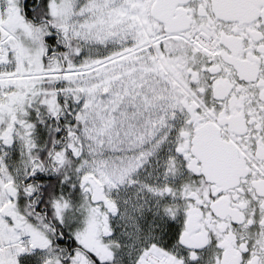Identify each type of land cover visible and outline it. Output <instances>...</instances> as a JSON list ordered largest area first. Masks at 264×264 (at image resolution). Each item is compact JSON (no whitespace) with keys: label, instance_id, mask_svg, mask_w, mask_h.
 Wrapping results in <instances>:
<instances>
[{"label":"snow or ice","instance_id":"obj_1","mask_svg":"<svg viewBox=\"0 0 264 264\" xmlns=\"http://www.w3.org/2000/svg\"><path fill=\"white\" fill-rule=\"evenodd\" d=\"M0 264H264V0H0Z\"/></svg>","mask_w":264,"mask_h":264}]
</instances>
